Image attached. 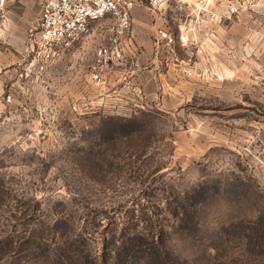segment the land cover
Here are the masks:
<instances>
[{
    "label": "rangeland",
    "instance_id": "obj_1",
    "mask_svg": "<svg viewBox=\"0 0 264 264\" xmlns=\"http://www.w3.org/2000/svg\"><path fill=\"white\" fill-rule=\"evenodd\" d=\"M191 3L151 10L142 2L151 47L135 42L122 58L144 57L115 65L149 73L155 63L163 69L154 54L170 55V79L182 85L146 97L125 71L117 87L133 98L122 104L99 103L90 77L107 19L45 59L27 42L38 10L0 18V233L22 236L31 218L46 237L80 234L100 258L140 230L172 250L171 264H264L244 236L264 217V0ZM160 30L172 41L158 40ZM197 185L206 192L194 227L175 212ZM3 257L36 262L25 251Z\"/></svg>",
    "mask_w": 264,
    "mask_h": 264
},
{
    "label": "trees",
    "instance_id": "obj_2",
    "mask_svg": "<svg viewBox=\"0 0 264 264\" xmlns=\"http://www.w3.org/2000/svg\"><path fill=\"white\" fill-rule=\"evenodd\" d=\"M126 121L120 122L121 128L129 126ZM205 192L204 188L197 185L190 194L186 195L185 201L177 206L183 208L175 212L178 222L183 219L194 227L197 226V204H202ZM30 219H24V224L28 228L25 229L27 233L25 232L22 236L6 233L7 230L0 233L1 259L17 251H25L36 259L34 264H171V257L175 256L167 246L165 250H161L153 236L147 237L146 233L136 230L131 234L122 235L114 248L106 250L99 258L81 247L79 244L81 242H78L82 237L80 234L66 235L59 240L55 239L54 234L52 237L55 240L52 241L51 236L43 235L41 225ZM252 222L253 226L245 227L249 232L244 236L247 239V252L255 256L264 253V217ZM159 229L162 233V227ZM12 231L14 230H9V232Z\"/></svg>",
    "mask_w": 264,
    "mask_h": 264
},
{
    "label": "built area",
    "instance_id": "obj_3",
    "mask_svg": "<svg viewBox=\"0 0 264 264\" xmlns=\"http://www.w3.org/2000/svg\"><path fill=\"white\" fill-rule=\"evenodd\" d=\"M138 0H39L40 10L36 26L29 33L27 42L41 58H51L60 49L70 48L92 30L95 20L107 19L106 43L96 49V60L90 77L97 84L122 58L121 39L131 24V9ZM151 10L163 6L168 0H141ZM7 0H0V17L4 16ZM160 37L171 42L172 35L160 30ZM126 92L132 89L124 81Z\"/></svg>",
    "mask_w": 264,
    "mask_h": 264
},
{
    "label": "crops",
    "instance_id": "obj_4",
    "mask_svg": "<svg viewBox=\"0 0 264 264\" xmlns=\"http://www.w3.org/2000/svg\"><path fill=\"white\" fill-rule=\"evenodd\" d=\"M142 2L144 1L138 0L131 9V24L129 29L121 39L122 52H124L126 48L128 50L129 46L134 47L135 42L139 44L146 41L147 43H149V47H151L150 34H151V30L154 29L153 28L154 26L150 25L149 20L146 22L145 20L139 19V16L141 15L144 9L143 7L144 5L142 4ZM191 2L194 4L193 6L194 10H197V7H199L198 10L206 9L209 7V4L206 3V0H191ZM192 3H191V7H192ZM34 9L38 10V15H39V10H40L39 0H7L6 11L4 13V16L0 18H4V20L7 22L8 19L11 20L9 18V15L11 18L13 17L15 18V16L18 15L15 14L14 12L17 13L19 12L20 14L24 15L25 11L30 12ZM203 23H204L203 19H198L196 26L200 27L203 25ZM185 34L186 32L183 31L182 35ZM156 36L158 37V40L167 44L164 38H161L158 35ZM148 40H150V42ZM133 53H134L133 51H129L128 53L129 55L128 56L126 55L125 58H122V61L128 60L130 54ZM134 57L136 58V60L138 59L137 61H139L144 57V52H141L134 56H130L129 58L133 59ZM152 58H153V62H159L160 65L163 67V69H161V67L158 66L157 63H155L154 65V67L157 70H154L153 72H149V73H147L146 71L138 70V67L136 65L135 66L133 65V67L131 66L129 67V70L131 71L129 77L131 78V81L135 84L137 91L138 90L143 91V93L147 97L148 93L146 94V92H154L153 90H156L159 87L161 89V92L168 93L170 92V90H174L177 85H182V83H180L182 82L180 79L177 85L174 79H172L173 81H171L170 79L171 73L173 72L174 69V66L171 61L172 56L165 55L164 57L157 58L156 54H154ZM129 70L128 69L125 70V68L123 69L115 65L111 70H109L104 75V81L96 86V89L101 93V94L99 93L100 94V101H98L99 103L103 102L104 104L105 102L110 101L112 103L122 104L124 102L126 103L132 101L133 97L125 98L127 96H123L120 93L121 89L117 87L121 74L125 73V71H127L128 73ZM168 79L172 83H170Z\"/></svg>",
    "mask_w": 264,
    "mask_h": 264
}]
</instances>
